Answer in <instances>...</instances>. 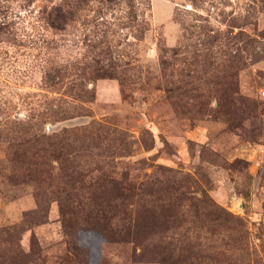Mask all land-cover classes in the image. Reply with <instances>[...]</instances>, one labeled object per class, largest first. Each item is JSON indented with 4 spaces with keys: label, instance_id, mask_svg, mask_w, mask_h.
Wrapping results in <instances>:
<instances>
[{
    "label": "rangeland",
    "instance_id": "rangeland-1",
    "mask_svg": "<svg viewBox=\"0 0 264 264\" xmlns=\"http://www.w3.org/2000/svg\"><path fill=\"white\" fill-rule=\"evenodd\" d=\"M0 264H264V0H0Z\"/></svg>",
    "mask_w": 264,
    "mask_h": 264
}]
</instances>
